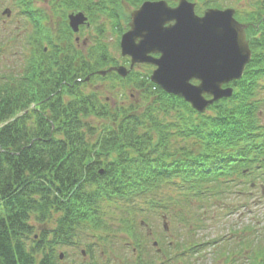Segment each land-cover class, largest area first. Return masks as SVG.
I'll return each mask as SVG.
<instances>
[{
	"label": "trees",
	"instance_id": "16d2710c",
	"mask_svg": "<svg viewBox=\"0 0 264 264\" xmlns=\"http://www.w3.org/2000/svg\"><path fill=\"white\" fill-rule=\"evenodd\" d=\"M97 1L50 0V6L63 19L69 10H83L99 37L102 18L121 32L120 23L128 21L122 6L144 0ZM16 2L33 29L21 69L0 71V264H61L58 248L78 245L80 228L113 231L110 207L118 212L130 257L98 262L86 244L90 260L84 264H192L203 253L200 243L225 258L242 255L243 264H264V231L252 223L242 227L247 237L230 232L204 243L195 234L200 224L245 207L252 187L244 189L243 181L264 183V0L235 11L247 24L251 58L233 94L204 113L152 84L146 65L124 79L107 74L136 92L128 102L110 105L97 92H84L74 79L111 63L103 59V44L91 45L87 60L72 49L66 24L46 28L43 11ZM209 2L204 6L220 8ZM235 196L239 204L232 205ZM153 212L170 223L167 241L156 240L160 261L147 253L150 238L143 231L148 226L153 233ZM106 237L97 235L102 242Z\"/></svg>",
	"mask_w": 264,
	"mask_h": 264
},
{
	"label": "water",
	"instance_id": "95a60500",
	"mask_svg": "<svg viewBox=\"0 0 264 264\" xmlns=\"http://www.w3.org/2000/svg\"><path fill=\"white\" fill-rule=\"evenodd\" d=\"M193 6L186 0H179L174 7L164 0L143 2L131 12L119 47L121 56L130 58L129 68L135 63L153 64L152 82L203 112L209 104L231 95L232 88L222 85L241 77L250 50L245 25L234 19L233 9H207L198 16ZM2 13L8 16L10 11L4 9ZM85 20L81 12L68 15L74 32ZM112 70L122 77L128 72L124 66L106 71ZM106 71L98 73L105 75ZM191 79L198 84H192ZM204 94L211 98L205 99Z\"/></svg>",
	"mask_w": 264,
	"mask_h": 264
},
{
	"label": "rangeland",
	"instance_id": "374dc122",
	"mask_svg": "<svg viewBox=\"0 0 264 264\" xmlns=\"http://www.w3.org/2000/svg\"><path fill=\"white\" fill-rule=\"evenodd\" d=\"M17 0H0V71L4 72L7 70L19 71L22 67L24 57H25V41H24V31L22 29V24L26 26L27 21L25 19V13L19 12V7H17ZM194 2L198 0H192ZM207 1L218 2L221 4V7H232L236 9L245 8L251 9V1L252 0H205L198 3V6L201 5L202 11L205 9L204 4H207ZM95 2H98L95 0ZM167 2L171 5L172 3H176L177 0H167ZM209 2V3H210ZM34 7H43L47 9V13H45L48 18V28H50L51 23H53V27L58 25L56 20L60 18L57 14L51 11L50 2L46 4L44 0H35L32 1ZM4 8H9L11 10L10 15H2L1 12ZM122 9L125 13H129L131 8L124 4ZM49 11V12H48ZM50 13L54 14V16H50ZM47 19V18H46ZM45 19V20H46ZM102 21H105L107 25V20L102 18ZM95 25V24H94ZM123 27L125 24L123 22L120 23ZM57 27V26H56ZM54 27V28H56ZM52 28V27H51ZM50 28V29H51ZM96 27L88 26L84 29L83 37L86 38V45L92 46L105 44L103 48L106 50L107 59L112 60L113 58L119 57V52L116 49L114 43L116 41V37L114 32L111 30V26H106L105 33L100 37H96ZM80 38V39H81ZM101 42V43H100ZM100 47V46H99ZM118 62V61H117ZM146 68L144 66L138 67V70L144 71ZM261 79L260 81H262ZM264 84V83H263ZM261 83V95L264 96V88ZM87 90H94L95 88L101 91L102 95L107 97L108 103H124L128 102L131 99H134L136 92L134 90H130L128 87H123L121 84L114 79H106L105 81L94 80L88 86ZM264 115V107L262 109ZM209 112V111H208ZM246 182V181H245ZM243 188H248L247 185ZM264 183L261 180H257L255 185L251 190H249L248 198L245 199V207L237 206L232 210L231 213L224 212V215L220 217L216 222L215 218L212 220H208L203 224H200V227L195 231L197 234V240L200 242H206L207 240L213 238L214 236H221L222 234H229L230 232H238L234 234L233 237L240 235L242 232V227L247 223H252L257 226L261 233L264 231V193H261V185ZM240 185V186H241ZM244 188V189H245ZM247 193V194H248ZM239 198L236 200V196L231 198L232 205L239 204ZM230 207V206H229ZM228 207V208H229ZM113 207H110L107 211L109 218L113 217V219L108 218L107 222L110 223L113 231L109 230L108 232L104 231H94L90 230L88 227H82L78 230V233L75 237V243L78 245L74 246H63L59 247L57 253L63 252L65 256L61 258V264H84L90 260V253H81L82 250H85V245L88 244L89 249L91 250L92 257L95 261L102 262L106 260H111L110 262H127L125 257H130V252L128 246L125 244V240L127 239L124 232L118 229V212L117 210H113ZM2 211V205L0 203V212ZM216 214H221V211L217 209L214 211ZM164 215L163 212H153L148 215L149 221L151 223V227L153 229V233L151 232V228L145 226L143 228L144 232H151L149 234V242L147 243V253L154 257L156 261H160V259H164L163 255H160L157 251V255H155V251L159 248V246L153 247L151 243L155 240L167 241L169 238V229L168 231H164L162 229V220L161 216ZM168 228H170V223L166 217ZM257 222V223H256ZM53 225L52 221H49V225H46L48 228ZM100 234L102 236H107L108 239L106 242H102L97 238V235ZM246 233H243L240 236H245ZM247 237V235H246ZM30 241L27 240V244ZM233 244V240L231 241ZM231 245V244H230ZM238 245V244H237ZM199 250H202L203 253L197 255L190 259L192 264H243L244 257L242 255L237 254H228L227 258L223 256L224 253L218 254L215 250V247L210 246L209 244L200 243ZM233 245H231L232 247ZM159 254V255H158ZM183 262V261H182Z\"/></svg>",
	"mask_w": 264,
	"mask_h": 264
},
{
	"label": "flooded vegetation",
	"instance_id": "af4514ba",
	"mask_svg": "<svg viewBox=\"0 0 264 264\" xmlns=\"http://www.w3.org/2000/svg\"><path fill=\"white\" fill-rule=\"evenodd\" d=\"M32 1H34L35 2V0H32ZM44 2H46V4H47V2H48V0H44ZM42 15H43V18L41 19V24L43 25V26H45L46 28H48V18L50 19V17H48L46 14H44V13H41ZM56 15V14H55ZM50 16H54V14H52V13H50ZM47 18V19H46ZM46 19V20H45ZM27 21V20H26ZM55 22H57L58 23V25H56V26H54V27H56V28H58V27H61L62 25H64V24H66L65 22H63V21H61L60 19H58V21L56 20ZM52 27V28H51ZM53 27V23H51V26H50V28L51 29H55ZM24 28H26V29H28L29 31L31 30V24L27 21V24H26V26L24 27ZM81 29V31L79 32V33H82L83 34V26H80V28H79V30ZM82 37L84 36V35H81ZM74 41H75V44H74V46H72V49H77V50H79V51H82V53H83V55L86 57V52L88 51V46L86 45V42H87V40H86V38H84L83 39V41H82V44H79V38H78V40H76V39H74ZM66 49V48H65ZM86 59L88 60V57H86ZM116 60V59H115ZM119 62H121V60L119 59ZM88 74H90L89 72H88ZM85 78H87V77H85ZM85 78H80V79H74V81H76V82H80V89H87V88H89L88 86H89V80H90V78L88 77V79H86L85 80ZM66 84L68 83L67 81L65 82ZM95 90H97L96 88H95Z\"/></svg>",
	"mask_w": 264,
	"mask_h": 264
}]
</instances>
